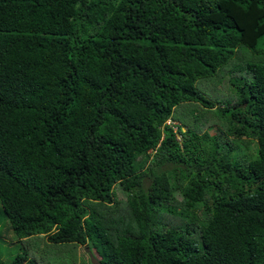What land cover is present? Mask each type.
Listing matches in <instances>:
<instances>
[{"label": "trees", "instance_id": "1", "mask_svg": "<svg viewBox=\"0 0 264 264\" xmlns=\"http://www.w3.org/2000/svg\"><path fill=\"white\" fill-rule=\"evenodd\" d=\"M239 47L264 54V0H0V204L17 239L76 262L85 246L97 264H264V57L237 101L196 88Z\"/></svg>", "mask_w": 264, "mask_h": 264}, {"label": "rangeland", "instance_id": "2", "mask_svg": "<svg viewBox=\"0 0 264 264\" xmlns=\"http://www.w3.org/2000/svg\"><path fill=\"white\" fill-rule=\"evenodd\" d=\"M264 54L258 56L257 58H253L249 51L244 49L243 47H239L234 52V56L231 60L222 67L217 74L208 79L201 80L196 83V88L205 96L212 97V95L223 101V98H228L226 94L231 95V99L234 101L238 100V95L233 93V86L237 87V83L243 82L247 75V65L250 62H257L259 59L263 58ZM222 79H225L224 81ZM184 105H181L175 109V114L178 115L179 110H183ZM183 117L186 116L182 114ZM219 117V122L225 123L228 122V117ZM190 118L196 121V123H202V118L194 117V115L190 114ZM216 130H212V134H217L219 129L215 126H212ZM209 127V128H212ZM222 128V127H221ZM224 133V132H223ZM222 136L218 137L220 140ZM221 141H224L221 139ZM249 152L255 154V145L251 146ZM239 155V152L237 153ZM173 166L166 167L168 170ZM148 184V179L144 180V186ZM118 198L123 199V194L117 193ZM176 197L180 200L181 195L177 194ZM60 246L50 245L45 241V238L42 236H36L28 239H24L19 241L17 237L13 234L8 219L4 216L1 210L0 204V262L3 264H10L17 256L26 254L28 258L39 260L40 264H93L95 261L97 264L98 255L94 250L88 249L85 246H78L76 251L78 253V259L76 262L77 254H66L62 255L67 251H62L60 254ZM76 262V263H75Z\"/></svg>", "mask_w": 264, "mask_h": 264}, {"label": "clouds", "instance_id": "3", "mask_svg": "<svg viewBox=\"0 0 264 264\" xmlns=\"http://www.w3.org/2000/svg\"><path fill=\"white\" fill-rule=\"evenodd\" d=\"M173 124V122L172 121H168V124ZM176 140H177V142H179L180 143V141H181V137L179 136V135H176ZM98 262V261H97Z\"/></svg>", "mask_w": 264, "mask_h": 264}, {"label": "water", "instance_id": "4", "mask_svg": "<svg viewBox=\"0 0 264 264\" xmlns=\"http://www.w3.org/2000/svg\"><path fill=\"white\" fill-rule=\"evenodd\" d=\"M93 264L96 263L95 261L92 262Z\"/></svg>", "mask_w": 264, "mask_h": 264}]
</instances>
